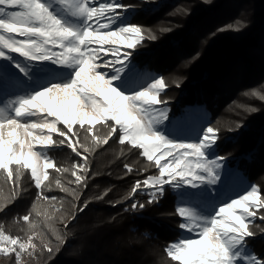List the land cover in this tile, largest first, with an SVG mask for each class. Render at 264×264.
Instances as JSON below:
<instances>
[{"label": "snow or ice", "instance_id": "1", "mask_svg": "<svg viewBox=\"0 0 264 264\" xmlns=\"http://www.w3.org/2000/svg\"><path fill=\"white\" fill-rule=\"evenodd\" d=\"M131 7L122 0H0V94L19 93L0 104V174L16 184L30 170L38 198L49 209L61 212L65 200L45 193L55 189L72 198L67 202L76 209L70 213L74 220L87 207L73 201L92 178L90 154L118 139L130 151L140 150L148 162L144 171L157 170L133 184L126 197L132 210L144 211L168 191L176 193L173 214L181 218V231L165 249L171 261L264 264V257L248 247V239L257 235L250 225L257 219L264 222L258 213L264 209L260 188L224 191L220 169L226 158L216 154L219 129L201 126L190 141L167 127L168 101L161 97L169 85L162 76L140 72L130 51L156 37L131 22ZM225 30L241 29L218 31ZM64 147L78 158L70 168L49 156ZM50 169L70 172L74 179L67 184L50 179ZM124 169L126 175L134 171L127 163ZM13 192L12 202L20 195L15 188ZM140 194L146 200L137 203ZM32 212L41 215L38 207ZM54 212L44 213V223L55 246L24 215L26 239L0 227V255L22 264L25 254L35 257L46 251L52 256L59 251L64 234L54 226Z\"/></svg>", "mask_w": 264, "mask_h": 264}, {"label": "trees", "instance_id": "2", "mask_svg": "<svg viewBox=\"0 0 264 264\" xmlns=\"http://www.w3.org/2000/svg\"><path fill=\"white\" fill-rule=\"evenodd\" d=\"M122 2L132 6L131 22L156 37L145 39L142 47L130 51L140 72L162 76L169 85L161 98L168 101L173 123L186 126L190 121L188 116L193 113V117L219 129L221 156L232 161L233 171L239 172L246 182L257 184L264 176V120L256 125L251 119L243 120L244 112L235 111L233 105H242L244 94L264 93V0ZM229 26L241 30L218 31ZM260 111L264 113V105ZM235 122L247 128L237 127L234 132ZM224 130L229 135L222 136L223 140L220 131ZM53 138H57L55 134ZM129 148L113 139L90 154L92 178L86 188L79 189L80 199L73 201L77 207L85 204L87 207L77 212L74 220L70 213L76 209L67 202L72 198L55 189L45 193L65 200L61 212L49 209L38 198L30 170H25L16 184L6 182L0 174V209H3L0 227L6 234L26 239L28 223L22 217L30 215V220L37 223L35 232L45 233L55 246L54 237L44 223L45 212H54V226L64 234L59 251L52 256L46 251L35 257L25 254L22 264H179L171 261L165 252L181 231L178 227L181 218L173 214L176 193L168 191L164 199L144 211L132 210L126 197L133 184L156 174L157 170L144 171L148 162L139 155L140 150ZM238 152V157H242L236 161L234 155ZM49 156L60 167L70 168L78 162L66 147L50 151ZM126 163L134 169L131 174L126 175ZM49 172L50 179L58 177L65 184L74 179L70 172L63 175L51 169ZM14 188L20 195L12 202ZM145 200L143 194L136 197L137 203ZM34 206L41 211L39 217L32 212ZM62 215H65L63 221ZM260 224L264 230V222ZM39 242L37 238L36 243ZM248 247L256 248L258 256L264 257V235L258 233L257 239L248 241ZM0 264H13V259L0 255Z\"/></svg>", "mask_w": 264, "mask_h": 264}, {"label": "rangeland", "instance_id": "3", "mask_svg": "<svg viewBox=\"0 0 264 264\" xmlns=\"http://www.w3.org/2000/svg\"><path fill=\"white\" fill-rule=\"evenodd\" d=\"M14 94H19V93H13L12 90H9L8 93H6V97L0 96V104H2V102L4 100L12 98V96ZM243 96H244V98H243L244 100L242 99L240 101V103L243 101H245V102L242 105L241 104L233 105V109H235V111L240 110V111L244 112L245 116H244L243 120L244 119L245 120L251 119V121H254L255 125H256V122H263L264 118L262 119L261 117L264 113L262 114V111H260V110L262 109V106L264 105V93L250 92L249 94H244ZM253 108H255L257 110L252 111ZM190 114H191V116H188V119L190 121H187L186 126H182V124H180V126H177V123H173L174 118L170 119V121H168V124L166 122L165 123L170 130L178 132V134L181 137L186 138V139L191 141V140L196 139V133L201 128V126H203L206 129V127H208L209 125L207 122L205 123V121H203L202 119H200V118L198 119L196 117H193V113H190ZM186 116H187V114H186ZM239 122H237V125H236V122L233 123V126L236 129V131H234L235 129H233L234 132H237L238 129L247 128V127L243 126V124H241L242 127H238L240 125ZM220 123H221V121L219 122V124ZM237 127H238V129H237ZM220 132L222 133V134H220V139H223L222 136L229 135V133H227L228 131L226 132V130L220 131ZM234 132L232 134H234ZM225 141H227V140H225ZM218 145H219V143H218ZM219 147L220 146H218L216 154L221 156L223 154H222V151L219 150ZM239 155H240L239 152L234 155L235 156L234 158L236 159V161L238 160V158L242 157V156L238 157ZM231 162L232 161H228L226 159L221 162L222 168L220 169V173H221L222 179H224V182H225L224 191L227 194H232L233 191L243 192L245 189H248L249 185H254V183L246 182V179L244 177H240L239 172H236V170L233 171V169H232L233 167L231 166ZM251 179H254V178H251ZM261 182H263V183H261ZM255 185L258 186L260 188V190L261 189L264 190V188H263L264 187V176L260 177L257 180V184H255ZM211 191H212L213 195L216 194L215 187H213L211 189ZM234 198H236V197H234ZM258 213L260 215H263L264 209H259ZM250 227L253 228V230L257 232V235L254 238H249L248 241L252 240V239H257L258 233H260L259 231L262 230L261 229L262 225L260 224L259 219L256 220L255 224L250 225ZM249 249L254 254H256L258 256L259 252L256 248H249Z\"/></svg>", "mask_w": 264, "mask_h": 264}]
</instances>
